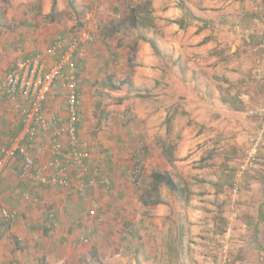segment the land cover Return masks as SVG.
Here are the masks:
<instances>
[{
  "label": "rangeland",
  "instance_id": "1",
  "mask_svg": "<svg viewBox=\"0 0 264 264\" xmlns=\"http://www.w3.org/2000/svg\"><path fill=\"white\" fill-rule=\"evenodd\" d=\"M60 1L76 6L60 12L67 35L96 29L95 40L77 52L82 124L109 134L114 160L140 157L144 166L138 184L121 176L139 195L137 215L129 218L148 224L138 253L153 264H264V0H250L251 15L239 22L252 30L253 54L225 81L215 78V61L197 62L207 64L199 74L194 63L187 67L189 57L175 60L171 52L169 59L168 21L156 20L154 0H0V44L14 43L22 17L43 14L47 2L59 12ZM134 15L141 17L136 24ZM170 75L176 85H168ZM121 80L126 83L112 88ZM195 91L203 95L197 101ZM163 144L174 149L173 163ZM155 169L186 186L189 199L162 184L163 205L143 204L140 194Z\"/></svg>",
  "mask_w": 264,
  "mask_h": 264
},
{
  "label": "crops",
  "instance_id": "2",
  "mask_svg": "<svg viewBox=\"0 0 264 264\" xmlns=\"http://www.w3.org/2000/svg\"><path fill=\"white\" fill-rule=\"evenodd\" d=\"M88 3L92 4L90 0ZM67 4L74 6L69 1H60L59 12H56L53 3L47 2L43 14L29 17L30 20L21 18L18 24L23 35L19 33L12 44H0V80L7 70L28 59L40 57L45 61L46 69L55 65L62 54V49L54 46L56 38L64 36L69 40L85 28L67 35L60 13L67 11ZM153 7L157 9V21L161 17L168 21L169 59L171 52H174L175 60L180 56L183 60L189 57L187 67L194 63L193 69L199 74L203 71L201 67L207 64L201 62L200 66L197 62L211 60L216 63L215 78L225 81L224 74L234 78L248 60L247 54H253L252 30L239 25L244 18L247 22L251 15L250 0H154ZM176 29L180 35L175 39ZM184 35L188 38L184 39ZM246 37L248 40L245 41ZM193 39H197L194 43L200 45L189 46ZM81 81L79 71L80 96ZM167 82L169 86L176 85L171 75ZM194 94L195 101L196 96L203 97L200 91ZM218 97V101L223 100L222 96ZM24 107L26 101L22 98L0 100V135L7 145L22 131ZM46 107L50 112L60 111L66 115L64 95L50 99ZM82 118L83 105L78 132L90 143L89 169L83 172L68 162L71 186H47L32 176L23 177L22 157L6 158L0 176V264H153L152 258H142L138 253L142 250L139 242L144 241L140 239L148 230L145 228L148 224H144L141 216L139 219L129 218L137 215L134 208L140 205L138 191L121 177L132 178L135 161L114 160L117 155L114 140L102 131L90 133L87 122L82 124ZM46 160L48 156L40 157V162ZM107 179L109 182L105 181ZM26 192L39 199H25ZM145 192L140 194L142 203L150 205L143 201ZM154 205L160 208L163 203ZM3 209L15 210L16 217L6 218L2 215Z\"/></svg>",
  "mask_w": 264,
  "mask_h": 264
},
{
  "label": "built area",
  "instance_id": "3",
  "mask_svg": "<svg viewBox=\"0 0 264 264\" xmlns=\"http://www.w3.org/2000/svg\"><path fill=\"white\" fill-rule=\"evenodd\" d=\"M96 29L87 26L69 40L56 38L55 48L62 49L58 61L46 69L40 57L28 59L7 70L0 80V100L22 98L26 107L22 111L23 128L10 145L0 135V176L6 166V158L21 156V176H32L38 183L69 187L72 176L67 163L89 169L87 158L90 143L79 135L82 99L79 94V67L77 52L81 45L95 40ZM264 48V40L262 43ZM62 89V90H61ZM64 95L66 115L60 111L50 112L46 107L50 99ZM264 126V106L260 110ZM48 160L40 162V157ZM109 182V179L105 180ZM83 187L81 184L80 188ZM24 198L37 201L39 198L26 192ZM17 212L2 210V215L13 219Z\"/></svg>",
  "mask_w": 264,
  "mask_h": 264
},
{
  "label": "trees",
  "instance_id": "4",
  "mask_svg": "<svg viewBox=\"0 0 264 264\" xmlns=\"http://www.w3.org/2000/svg\"><path fill=\"white\" fill-rule=\"evenodd\" d=\"M55 2V1H54ZM55 8V3H53V9ZM133 23L136 24L137 20H139L141 17L139 15H134L133 17ZM107 36L111 35V32L106 34ZM147 41L151 44L153 48H156L155 41L151 39H147ZM129 63L133 66L132 64V56H129L128 58ZM111 81V79L109 80ZM126 83L125 80L119 81L118 84H115L113 82L112 88L117 89L119 88L122 84ZM167 120L170 122L171 118L168 117ZM162 153L163 155L167 158V161L169 163H173L175 160V154H174V149L166 144H163L162 146ZM135 164L133 167V175H132V181L135 183H138L139 178L141 177L143 173V163L141 158L137 157L135 160ZM150 183H149V188L145 192V196L143 197V201L145 203H150V204H159L163 202V198L160 192V188L162 184H166L172 191L176 192L180 197H186L189 199L187 196V191L188 189L186 186H181L168 171H159V170H153L150 173Z\"/></svg>",
  "mask_w": 264,
  "mask_h": 264
}]
</instances>
